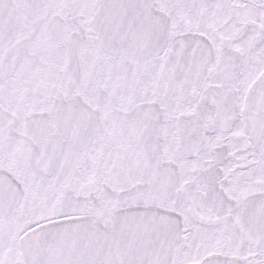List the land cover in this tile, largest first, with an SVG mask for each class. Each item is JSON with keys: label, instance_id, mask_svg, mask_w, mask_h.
Instances as JSON below:
<instances>
[{"label": "snow or ice", "instance_id": "6c2138e0", "mask_svg": "<svg viewBox=\"0 0 264 264\" xmlns=\"http://www.w3.org/2000/svg\"><path fill=\"white\" fill-rule=\"evenodd\" d=\"M0 264H264V0H0Z\"/></svg>", "mask_w": 264, "mask_h": 264}]
</instances>
